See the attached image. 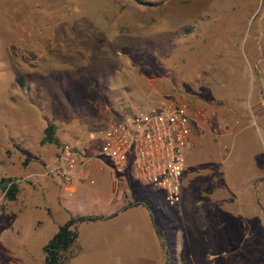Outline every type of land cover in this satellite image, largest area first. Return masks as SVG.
Here are the masks:
<instances>
[{
    "label": "rangeland",
    "instance_id": "374dc122",
    "mask_svg": "<svg viewBox=\"0 0 264 264\" xmlns=\"http://www.w3.org/2000/svg\"><path fill=\"white\" fill-rule=\"evenodd\" d=\"M139 1L152 6L0 0V177L22 163L46 177L61 144L96 154L99 128L176 99L199 123L179 202L126 167L125 193L150 216L140 205L145 212L113 224H80L63 264H264V0ZM26 119L39 124L30 129ZM48 125L57 145L40 143ZM35 184L46 212L47 189ZM18 200L7 208L0 192V264H26L5 254L22 237L42 262L37 243L65 216L103 211L89 195L52 220L38 208L37 227L27 208L14 219Z\"/></svg>",
    "mask_w": 264,
    "mask_h": 264
},
{
    "label": "built area",
    "instance_id": "2783aa9c",
    "mask_svg": "<svg viewBox=\"0 0 264 264\" xmlns=\"http://www.w3.org/2000/svg\"><path fill=\"white\" fill-rule=\"evenodd\" d=\"M198 124L196 113L185 103L176 99L160 103L99 128L95 156L117 175L132 168L141 183L157 188L168 204L175 205L190 136ZM86 158L76 145L61 144L44 174L61 185H70L85 178Z\"/></svg>",
    "mask_w": 264,
    "mask_h": 264
},
{
    "label": "crops",
    "instance_id": "0c3cea01",
    "mask_svg": "<svg viewBox=\"0 0 264 264\" xmlns=\"http://www.w3.org/2000/svg\"><path fill=\"white\" fill-rule=\"evenodd\" d=\"M30 107L34 108L31 105ZM20 118L23 119L22 115L20 116ZM25 121L27 125L26 127L30 129H32L34 125L39 124V121L32 122V121H28V119H26ZM197 133H198L197 127H195L190 136L189 147L186 153L187 155L185 158L186 169L187 166H189L187 164V158H189L190 156L192 157L193 154H196V148H197L196 140L198 138ZM23 136L24 133H19L16 138H21ZM10 140L13 141L14 138L9 139L8 143H10ZM95 155L96 154L93 153L84 155L87 157L86 158L87 160L85 162L86 176L84 179L75 181L70 185H61L47 176L44 177V175L40 173L39 169H34L33 166H31L30 168H26V166L24 167L25 163H22V166H20L19 169H15L13 173L11 172V174H8V172L5 171L4 172L5 176H1L0 179L2 178L15 179V177H20L22 179L29 178L31 180V182L29 181L30 186L20 187V185H17V193L15 199L18 198L19 200L16 203V214H13L14 219L19 221L18 219L19 216L23 214V211L25 210V208H27L29 210V212L27 213V218L34 219L35 225L38 227L40 225L39 223H36V219L34 218V215L38 210V208H41V210L48 216V218L52 220L53 218L56 217V215L57 216L61 214L68 215L69 212L68 204L73 203V200L76 199L84 201L85 197L89 195H92L93 197L96 196L98 198V205L103 208V211H101V213L96 215H85V216H96V217H104V218H107L112 215L113 216L105 220H97L94 222H83L80 224H84L87 226H95L100 224L102 225L113 224L119 221L124 215L128 214L131 210H141L145 212V209L141 206H135V207L123 209L127 204L135 203L133 202V198H128L127 194L125 193V190L127 189L126 184L123 183L122 180H120L119 178L120 174L119 175L115 174L111 170L109 164L106 161L96 157ZM2 161L8 165L7 158L2 159ZM40 180L42 181L43 184L41 183ZM36 182L39 183V185H42V188L47 189V192L45 189L46 193L44 194L46 212L42 209L43 201L39 200V197L36 196L35 193L33 192L34 188L37 189V191H39L40 186H37L35 184ZM18 187H19V193H18ZM103 193H105V196L102 198L101 196ZM47 197H50L48 201H52V202L49 203L46 202ZM2 199L6 203H9L7 205V208L8 207L12 208L11 202H13L15 199L13 201H7L4 199L3 193H2ZM1 209L3 208L1 207L0 210ZM0 213L4 215L3 218L5 219L6 216L5 213L2 212ZM75 217H82V216L71 215V214L70 216H65L63 222L58 224V226L63 224L69 218H75ZM145 222L146 224L149 223L147 216L145 217ZM80 224H78L77 226H79ZM149 226H150L149 228L151 229L150 223ZM56 229L54 230V233ZM46 242H44V240H40L37 243L38 250L42 252V247ZM31 249L32 247L30 241L26 237H22V241H20V243H18V245L13 249L7 248L5 254L7 257L16 256L19 258H23L27 260L26 264H41L42 262L39 260L40 257H37L36 261L33 260L34 258L33 254H29ZM42 258H43V254H42Z\"/></svg>",
    "mask_w": 264,
    "mask_h": 264
},
{
    "label": "trees",
    "instance_id": "16d2710c",
    "mask_svg": "<svg viewBox=\"0 0 264 264\" xmlns=\"http://www.w3.org/2000/svg\"><path fill=\"white\" fill-rule=\"evenodd\" d=\"M137 4L152 6V3H145L139 0H133ZM53 125H48L43 130V136L40 140L41 144H56L57 141L53 137ZM59 146V145H58ZM0 191L3 193L4 199L7 201H13L17 193L16 180L13 178L0 179ZM143 206L151 214L150 207L145 202H135L127 204L123 209ZM113 216V215H112ZM96 217V216H82L69 218L63 224L59 225L55 233L42 247V263L41 264H63L65 261L72 257L71 249L76 241L75 228L78 224L83 222H94L97 220H105L111 218ZM162 248V242H160Z\"/></svg>",
    "mask_w": 264,
    "mask_h": 264
}]
</instances>
